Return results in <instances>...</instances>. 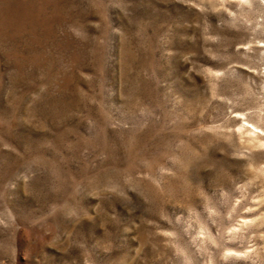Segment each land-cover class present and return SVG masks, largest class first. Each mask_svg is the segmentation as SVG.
I'll return each mask as SVG.
<instances>
[{
  "label": "rangeland",
  "instance_id": "rangeland-1",
  "mask_svg": "<svg viewBox=\"0 0 264 264\" xmlns=\"http://www.w3.org/2000/svg\"><path fill=\"white\" fill-rule=\"evenodd\" d=\"M0 264H264V0H0Z\"/></svg>",
  "mask_w": 264,
  "mask_h": 264
}]
</instances>
